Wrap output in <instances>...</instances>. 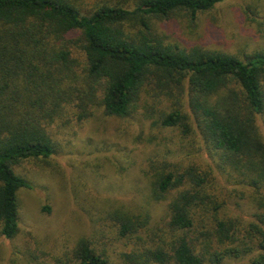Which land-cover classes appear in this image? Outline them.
Here are the masks:
<instances>
[{
    "label": "trees",
    "instance_id": "obj_1",
    "mask_svg": "<svg viewBox=\"0 0 264 264\" xmlns=\"http://www.w3.org/2000/svg\"><path fill=\"white\" fill-rule=\"evenodd\" d=\"M219 1L105 3L82 14L70 0H0L1 236L18 233L17 192L29 187L16 163L50 157L57 133L75 136L98 110L139 114L195 140L198 160L179 166L175 148L150 157L143 207L106 198L58 252L28 246L36 264H264V13L263 46L242 57L180 47L149 20L183 10L192 24ZM233 196L251 201L250 219L226 211ZM151 204L165 205L162 225Z\"/></svg>",
    "mask_w": 264,
    "mask_h": 264
},
{
    "label": "rangeland",
    "instance_id": "obj_2",
    "mask_svg": "<svg viewBox=\"0 0 264 264\" xmlns=\"http://www.w3.org/2000/svg\"><path fill=\"white\" fill-rule=\"evenodd\" d=\"M70 1L87 14L105 3L132 8L138 0ZM263 10L264 0H220L212 9L198 13L192 24L183 10L167 19L150 16L149 20L156 27L166 24L168 40L180 47L198 45L242 57L263 46L257 34ZM153 120L139 114L115 118L98 110L75 136L57 133V150L50 157L16 163L14 171L29 187L17 192L18 233L10 239L0 235V264H36L27 248H34L35 242L48 243L58 252L63 243L90 229L93 214L102 209L106 198L134 209L143 207L141 171L147 169L150 157H161L168 148H175L179 166L198 160L195 140L180 131L162 129ZM201 154L207 159L205 151ZM253 208L250 200L233 196L226 211L247 220ZM150 209L152 223L162 225L165 205L151 204ZM225 264H245V260Z\"/></svg>",
    "mask_w": 264,
    "mask_h": 264
}]
</instances>
